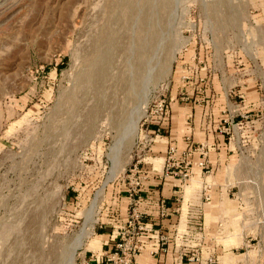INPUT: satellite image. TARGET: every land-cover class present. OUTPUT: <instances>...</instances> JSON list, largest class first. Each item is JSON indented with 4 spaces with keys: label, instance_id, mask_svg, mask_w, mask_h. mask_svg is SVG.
Listing matches in <instances>:
<instances>
[{
    "label": "rangeland",
    "instance_id": "rangeland-1",
    "mask_svg": "<svg viewBox=\"0 0 264 264\" xmlns=\"http://www.w3.org/2000/svg\"><path fill=\"white\" fill-rule=\"evenodd\" d=\"M263 11L258 0H0V264L104 263L128 171L138 152L152 155V111L172 106L187 74L263 57ZM254 125L224 167L229 217L244 216L229 220L223 242L246 264L264 259ZM185 188V210L206 202L201 184L194 199Z\"/></svg>",
    "mask_w": 264,
    "mask_h": 264
},
{
    "label": "crops",
    "instance_id": "crops-1",
    "mask_svg": "<svg viewBox=\"0 0 264 264\" xmlns=\"http://www.w3.org/2000/svg\"><path fill=\"white\" fill-rule=\"evenodd\" d=\"M258 1L264 5V0ZM261 14H264V11ZM259 50L257 56L255 54L251 56L247 52L238 59L233 56V62L227 63V65L232 67L238 65L235 66L237 68L228 69L223 61L220 67H217L218 69L209 71L210 75L201 73L200 75L208 79L203 92L198 90L201 85L198 79L185 83L186 87L183 88V91H173L172 99L175 102L169 107V114L163 122L162 134L155 137L154 145L150 147L153 150L152 155L147 158L146 163L143 165L148 174V179L143 186L146 202L142 207L149 218L158 221L161 231L169 234L170 242L167 251H158L159 241L157 236L153 235L146 239L143 250L137 257L139 264L177 263L183 252H191L192 250H198L204 260L209 257L217 258L219 264H228L232 260L229 257L234 254L233 246L235 244H228L223 240L226 241L232 238L231 235H234L233 231L229 230V220L244 216V212L229 217L232 208L226 205L225 193L228 192L227 186L230 185L226 184L227 171L225 168L227 165L225 163H229V161L236 158L228 148L227 136L218 130V125L229 114L239 119L240 112L248 111L253 113L254 121L258 125L254 126L259 127L260 122L258 123V120H261L264 112V56H260ZM233 89L242 91L245 94V100H241L236 93L234 94ZM183 92L191 94V100L184 101L181 98ZM151 127L157 128L158 125L152 122ZM189 138L194 141L207 140L217 144V149L210 155L213 174L209 178L212 179L215 186L211 201L193 204L192 200H188L185 210L184 191H186V188L183 190V194L181 191H177L170 179H160L158 170L162 168L168 148L175 145L182 151L190 143ZM194 182L196 185H194ZM200 184V176L193 177V181L189 184L193 192L191 198L194 199L199 195ZM218 190L221 191L220 194L223 199L218 198ZM124 192L126 204L124 203V209L121 208L116 219L124 220L126 217V189ZM161 198H165L171 208L170 214L166 217H161L159 214V200ZM238 202L240 201L238 200ZM175 208L176 211H174ZM215 208L218 210H215ZM197 217L201 220L198 221ZM262 217L264 218V215ZM213 218L216 221H212ZM197 223L198 225L204 224V226L197 227ZM212 224L218 227L216 232L209 228ZM197 229L203 230L197 231ZM177 230L180 231L179 235L185 233L184 237H176ZM109 240V244L105 242L106 251L113 249L117 241L114 236ZM103 249L104 247H101L102 251ZM154 251H158V253H154ZM263 262L264 259L262 264ZM230 264L246 263L241 260L231 261Z\"/></svg>",
    "mask_w": 264,
    "mask_h": 264
},
{
    "label": "built area",
    "instance_id": "built-area-1",
    "mask_svg": "<svg viewBox=\"0 0 264 264\" xmlns=\"http://www.w3.org/2000/svg\"><path fill=\"white\" fill-rule=\"evenodd\" d=\"M187 82L198 79L201 83L198 90L203 92L208 83V79L198 73L194 75L187 74L184 76ZM241 99L245 100V94L242 91H232ZM181 98L184 101H189L192 95L183 92ZM156 116H152V122H155L158 127L152 128L151 124L147 125L148 132L145 135V141L150 145L155 142V137L162 133L163 122L167 119L169 114V105L166 100H161L157 105L156 110L152 111ZM264 119V115H263ZM255 118L252 112H240L239 119L232 115L223 118L218 125V130L224 133L228 138V148L232 153L243 154L246 151V144L251 139L245 136V131L250 122H254ZM264 120L262 126L252 129V136L258 139L257 145L264 143ZM259 130V131H258ZM188 146L180 151L175 145L168 148L167 154L164 157L161 170H158L160 179L172 181L173 187L177 191L184 190L186 184L195 177L201 178V193L203 200L209 202L213 197L214 182L209 178L213 174V168L210 164V155L217 149L215 142L207 140L194 141L189 138ZM146 154V153H145ZM138 159L134 162L126 176L127 183V209L126 217L116 225L114 231L117 239L113 249L103 253L102 264H139L137 257L141 254L144 242L149 237L155 235L159 241L158 251H167L170 236L161 231L160 224L156 219L149 218L147 212L142 208L146 202V197L143 192L144 182L148 179V174L144 170L143 165L146 163L147 157L140 152L137 153ZM143 163V164H142ZM154 165V164H153ZM154 168V166H153ZM155 169V168H154ZM160 202V216L166 217L170 214V206L165 198H161ZM177 209L175 208L174 211ZM179 230L176 231V237H184L185 233L179 235ZM154 251V253H158ZM168 264H219L217 258L209 257L203 259L198 250L191 252H183L177 263L171 262Z\"/></svg>",
    "mask_w": 264,
    "mask_h": 264
},
{
    "label": "bare ground",
    "instance_id": "bare-ground-1",
    "mask_svg": "<svg viewBox=\"0 0 264 264\" xmlns=\"http://www.w3.org/2000/svg\"><path fill=\"white\" fill-rule=\"evenodd\" d=\"M160 42V41H159ZM144 63V62H143ZM193 181V178L189 181V183L188 184H186V186H188L191 182ZM185 186V187H186ZM184 190H185V188H184Z\"/></svg>",
    "mask_w": 264,
    "mask_h": 264
}]
</instances>
